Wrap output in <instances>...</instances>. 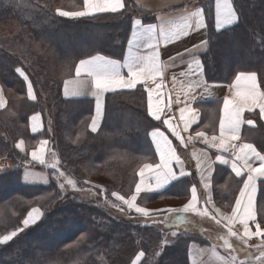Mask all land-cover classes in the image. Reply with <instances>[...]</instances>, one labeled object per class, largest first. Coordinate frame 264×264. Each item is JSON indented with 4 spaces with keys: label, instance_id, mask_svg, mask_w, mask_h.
Returning a JSON list of instances; mask_svg holds the SVG:
<instances>
[{
    "label": "trees",
    "instance_id": "trees-1",
    "mask_svg": "<svg viewBox=\"0 0 264 264\" xmlns=\"http://www.w3.org/2000/svg\"><path fill=\"white\" fill-rule=\"evenodd\" d=\"M235 1L238 24L212 33L203 57L206 76L212 82H229L239 71L262 75L264 70V0ZM82 3L0 0V82L8 94V105L0 111V160L12 162L11 168L0 170V237L18 229L31 208L38 206L48 212L17 240L0 244V264H131L143 250V264H189V243L183 234L163 238L157 249L156 233L142 226L146 225L145 218L136 215L138 222L125 223L110 218L88 205L92 192L86 201L57 206L60 193L53 179L58 169H73L77 175L88 176L82 179L99 186L96 191L104 187L129 197L139 166L153 152L149 132L156 123L146 114L145 95L140 90L110 94L100 130L92 133L86 129L78 139L83 119L89 125V109L63 97L64 81L74 73L80 59L96 53L121 54L129 36L128 20L121 14L71 18L57 13V9L79 10ZM18 68L28 75L36 100L28 97ZM38 112L51 119L52 132L46 129L41 135L51 141L59 163L57 169L45 168L50 176L48 185H27L22 173L30 160L17 142L33 138L28 122ZM102 177L109 182H101ZM134 215L126 213L129 219ZM175 216H164L169 226L164 225L163 231L188 230L180 226L185 219L177 221ZM59 235L63 238L56 240Z\"/></svg>",
    "mask_w": 264,
    "mask_h": 264
},
{
    "label": "crops",
    "instance_id": "crops-1",
    "mask_svg": "<svg viewBox=\"0 0 264 264\" xmlns=\"http://www.w3.org/2000/svg\"><path fill=\"white\" fill-rule=\"evenodd\" d=\"M122 0L125 4V9L121 10L122 17L126 18L129 23V36L133 31L134 20L139 19L143 24L155 23L157 26L161 23V18L169 25H177L182 23V17L186 12H192L196 9H201L203 12L205 27L201 29L192 28L188 35L181 36L178 40H171L165 43L163 40L159 43V56L160 62L164 65L162 72L159 75H155L154 78H141L142 82L138 83L135 89H117L116 91L105 92L100 97L102 106V114L97 118V133L101 128L105 110L106 99L110 94H116L120 92H135L143 91L145 95V110L147 116L156 123L155 127H160L161 131H166L167 126L162 125V121H155L147 112L148 103V88L153 89L152 97L153 104L159 102L160 107L168 115L163 118H169L171 122L180 131L181 136L184 138V143L181 144L179 140L173 137L170 132H166L169 139L172 140L173 145L176 147L177 154L183 161V170L188 174L185 177L180 178L179 182H174L166 186L159 194H152L146 196L143 193L137 196L134 203L148 210L166 209V208H183L191 199V188L195 186L197 188V207L203 209L208 208L209 212L212 211L211 205H206L209 195L212 198L213 204L220 209L221 213L231 215L232 208L235 205V199L239 196V190L243 187V179L245 177H236L235 173L231 171L230 165L220 164L215 161L216 155H224L231 159L230 152L218 151L215 148L204 143L205 138L211 140L213 136H219V121L223 114V99L225 96L231 97L234 94L235 89H230L235 79V76L240 72H255V71H239L229 82H212L206 76L203 57L208 52L210 47V38L212 33H219L228 30L239 22V13L236 7V1L231 0L232 6L236 12L237 20L232 24L225 26L219 30L215 27V13H216V0ZM85 10L84 0L82 7L76 11ZM75 12V11H73ZM105 14H95L94 17ZM73 18V17H71ZM82 18V17H77ZM127 39V41H128ZM138 51L141 53H147L148 49L141 47ZM128 53V43L126 42L124 50L119 55H106L103 53H96L111 59H115L123 63L124 57ZM93 56V55H92ZM90 57V56H89ZM83 58V59H87ZM201 62V70L197 75L201 79L206 87H201L196 90L197 99L189 105V111L184 114V119H187L191 115V109H196L198 112V118L196 123L190 125L186 130L184 129V121L181 119L180 109L185 107L186 98L184 92L187 90V84L196 77L191 76L190 73L195 70V61ZM79 62V61H78ZM192 65V68L189 67ZM21 69V68H18ZM27 80L24 79L18 72V74L26 81L28 97L31 100H36V93L32 85V94L35 99H32L28 92V84L31 83L28 75L22 69ZM124 75H127V70H123ZM183 73L184 75H181ZM257 75V83L262 92H264V70L262 75L255 72ZM176 78V84L173 85V77ZM75 78L74 73L67 77L65 81ZM83 78V77H81ZM65 81L62 87L63 97L76 104H84L89 109V130H91L92 118L96 115V99L92 95L94 90L91 81L84 86V90L80 95H64ZM32 84V83H31ZM159 86V87H157ZM70 92L73 89L72 85H69ZM0 95H2L4 104L0 107V111L4 110L8 105V94L6 89L0 82ZM179 97V102H177ZM171 102V108L166 107ZM245 120L251 119L254 121L252 125L243 124L240 130V141L236 143H252L255 145L258 151L264 153V117H261L259 108H254L252 111L247 109L243 113ZM35 118V119H34ZM29 130L32 134V139L26 142L20 139L17 145L21 144L18 149L29 158V162L25 165L22 173V181L27 185H48L50 183V176L45 169L50 167L53 162H56V154L52 148L51 141L48 138H43L44 130L49 129L52 132L51 119L48 114L35 113L29 117ZM33 125L36 126L37 131L32 132ZM149 140L152 145V155L144 160L139 166L136 174V182H140V171L145 164H154L159 162V155L155 152V145L152 143L150 133ZM93 132V131H92ZM197 132H204L205 137H197ZM191 137V140L189 139ZM45 142V143H42ZM36 151L40 153L43 151L45 164H40L39 161L32 159L31 153ZM206 152V155H205ZM195 153V155H194ZM197 158L201 160H207L208 165H211V170L206 171L207 165L202 166L201 170H197ZM31 163H35L40 167H34ZM254 164L259 165V161L254 159ZM44 167V168H41ZM174 169L179 175V166L174 165ZM29 174L28 180H24L25 172ZM203 173L204 177L208 180H204L201 177ZM150 174L146 173L145 180H149ZM205 182L209 183V188H205ZM135 194V186L133 193L127 197L130 199ZM256 207H257V220L256 223L261 225V229L264 230V177L257 178V191H256ZM135 210V209H134ZM140 215V214H139ZM166 215H176L183 217L186 221L188 230L193 231L197 238L189 243L188 247V259L189 264H225L226 261H231L232 257H235V264H240L241 261L244 264H262L261 261H257L256 257L260 255V252L264 250V243H258L250 245L248 239L251 237L241 236L244 232V226L240 222L239 217L233 219L231 227L234 232L238 233L237 236H231L228 234V229L225 227L226 220L217 223L212 220L210 216H200L195 212H179V213H162L160 215L142 216L148 220H158L160 225L169 226L168 223L163 221ZM182 219V220H183ZM217 219H220L218 216ZM184 221V220H183ZM164 227V226H163ZM248 227L252 232L256 231V224L249 221ZM220 237L227 238L232 244V248L229 249L224 246V240ZM246 241V243L244 242Z\"/></svg>",
    "mask_w": 264,
    "mask_h": 264
},
{
    "label": "snow or ice",
    "instance_id": "snow-or-ice-1",
    "mask_svg": "<svg viewBox=\"0 0 264 264\" xmlns=\"http://www.w3.org/2000/svg\"><path fill=\"white\" fill-rule=\"evenodd\" d=\"M85 10L67 12L57 9V13L65 17H86L95 14L113 13L120 14L122 9H125V4L122 0H84ZM237 20L236 12L232 6L231 0H216V13H215V27L217 30L232 25ZM182 23L169 26L163 18L159 26L155 23L143 24L141 20H134L133 31L131 38L128 39V53L124 57L123 63L118 60L111 59L102 55H93L87 59H80L75 66V78L65 81L64 95L67 97L71 95H80L84 86L91 81L94 87L92 95L96 99V115L92 118L91 130L95 132L97 130V118L102 114V106L100 97L105 92L116 91L117 89H135L138 83H141V78H154L155 75H159L162 72L164 65L160 62L159 56V43L163 40L168 43L171 40H178L181 36L188 35L192 28L201 29L205 27L203 12L201 9H196L192 12H186L182 17ZM141 47L148 49L147 53H141L138 51ZM192 68V65H189ZM201 62L195 61V70L190 75L196 77L187 84V90L184 92L186 98L185 107L180 109L181 119L184 121V129L186 130L190 125L196 123L198 118V112L196 109H191V115L184 119V114L189 111V105L196 101V90L201 87H206L203 84L199 76L198 71L201 70ZM127 70V75H124L123 70ZM17 72L27 80L24 72L21 69H17ZM181 75H184L181 73ZM83 77V78H81ZM176 84V78L173 77V85ZM69 85L73 86L70 92ZM159 87V86H157ZM230 89H235L234 94L229 97L225 96L223 99V114L219 121V136H213L211 140L205 138L204 143L209 144L210 147L217 149L218 151L230 152L231 159L224 155H216L215 161H218L223 165H230L231 171L235 173L236 177H245L243 179V187L239 190V196L235 199V205L232 208L231 215L221 213L220 209L212 202V198L209 195L206 205H211L212 211L209 212L208 208L199 209L197 207V188L193 186L191 188V199L183 205V208H166L148 210L143 207L137 206V196L143 193L146 196L152 194H159L171 183L179 182L180 178L188 175L183 170V161L177 154L176 147L173 145L172 140L169 139L166 132L184 143V138L181 136L180 131L171 122L169 118H163L168 115L164 112L157 102L153 104L152 92L153 89L148 88V103L147 112L155 121H162V125H166V131H161L160 127H154L150 133L152 143L155 145V152L159 155V162L154 164H145L141 169L139 175L141 177L140 182L135 185V194L130 199H125L124 196H118L117 193H112L120 201L127 205L128 209H135L136 213L148 217L153 215H160L162 213H179V212H195L200 216H210L212 220L217 223L226 220L225 227L228 229V234L231 236H237L238 233L234 232L231 223L234 218L239 217L240 222L244 226V232L241 236H264V230L261 229V225L256 223L257 220V207H256V191H257V178L264 177V153L257 150L252 143H236L240 141V130L243 124L252 125L253 120H245L243 117L244 111H252L254 108H259L261 117H264V92H262L257 83V75L255 72H240L235 76V79ZM28 92L32 94V84H28ZM35 99L34 96H31ZM179 102V97H177ZM4 100L0 95V107H3ZM171 108V102L166 106ZM35 119V118H34ZM35 125L32 127V132H36ZM197 137H205L204 132H197ZM191 140V137H189ZM23 142L21 141L17 147H20ZM45 143V142H42ZM195 155V153H194ZM206 155V152H205ZM32 159L39 161L40 164H45L43 151L37 153L33 151L31 153ZM254 159L259 161V165L254 164ZM58 161L53 162L50 167L57 169ZM174 165L179 166V175L174 169ZM207 165L206 171L211 170V165H208L207 160H201L197 158V170H201L202 166ZM146 173L150 174L149 180H145ZM64 173H60L63 176ZM201 177L204 180H208L207 177ZM29 174L27 171L24 175V180H28ZM68 184L75 188V181L69 179ZM61 189L64 188L63 184H60ZM204 187L209 188V183L205 182ZM124 209L121 208V211ZM43 213L39 208L33 207L23 220V225L29 227L35 225L42 219ZM220 219H217V217ZM167 219V217H166ZM183 217L177 216L176 220L180 221ZM251 221L256 224V231L252 232L248 227V222ZM17 232L13 231L8 235L0 237V244H5L17 236ZM173 236L177 233L173 232ZM224 240V246L231 249L232 244L227 238L220 237ZM246 243V241H244ZM144 255L143 252L139 253L136 257V261L140 260V257ZM235 257L231 258V261H226L225 264H235ZM257 261H261L264 264V250L260 252V255L256 257ZM134 264L136 262L134 261ZM240 264H244L243 261Z\"/></svg>",
    "mask_w": 264,
    "mask_h": 264
},
{
    "label": "rangeland",
    "instance_id": "rangeland-1",
    "mask_svg": "<svg viewBox=\"0 0 264 264\" xmlns=\"http://www.w3.org/2000/svg\"><path fill=\"white\" fill-rule=\"evenodd\" d=\"M72 43L75 44L77 42L75 40H73ZM70 67H71V65L69 64L67 72L69 71ZM30 69H32L31 64H30ZM62 79H63V77H61V80ZM33 89H34V87H33ZM81 127H82V130H81V133H80L78 139H80L84 135V133H85L84 131H86V129L89 132H92V131L89 130L88 126H86L85 119H83V124L81 125ZM92 133H94V132H92ZM11 167H12V162L10 160H8L7 158H3L2 160H0V170L8 169V168H11ZM61 172L64 173L63 176H60ZM85 177H88V176H82V174L81 175H77L75 170H73V169L60 168V169L57 170V172L54 175L55 179H53V180H55V183H56V185L58 187V190H59L58 192L60 193V196H58L59 197V201H58L59 203L57 204V206H61V205L65 204V203H68V202H71V201H76V202L86 201L87 194L92 192V197H89V199L91 201L88 203V205H92V206L96 207L99 211L105 213L110 218L114 217L115 219L123 221L124 223L125 222H129V221H132V222H138L139 221V216L140 215L138 213H136V211L134 209H131V210L128 209L127 205H125L122 201H120L116 196H113L112 193L108 192V190L106 188H104V187H101L99 189V191H96V188L99 187V186H97L96 184H94V183H92V182H90L88 180H83V179H86ZM94 177H97V176H94ZM69 179L75 181V185H76L75 188H73L71 185L68 184V180ZM101 182H109V179L105 178V177H102L101 178ZM60 184L64 185L63 189H61L59 187ZM104 189H106V190L104 191ZM115 193H117V192H115ZM117 194H118V196H123L122 194H119V193H117ZM101 196L106 197L105 200L101 199ZM124 198L127 199V197H124ZM36 208L40 209V207H38V206H36ZM121 208H123L124 210L121 211ZM40 210L43 213V216H42V219H43L44 216H46L48 214V212H44L42 209H40ZM126 213H130V214H133V215L135 214L133 216L134 219L127 218L126 217ZM136 215H139V216H136ZM26 216H27V214H26ZM26 216L24 217V219L26 218ZM140 217H142V216H140ZM23 220L21 222L20 227L18 229L13 230V231H16L18 233L17 236H15L12 240L8 241L7 243H10V242H12L14 240H17L19 238V236L24 231H28V230L32 229L34 226H36L41 221L40 220L35 225L29 226V227H25L23 225ZM143 223L146 224V225H142L143 227L151 228L152 230H154L153 232L156 233L155 237H156V240L158 242L156 244L157 245L156 248L157 247L159 248V246H161L160 241L163 238H164V240L166 238L168 240H170L173 237H177L178 234H183V236L185 237L184 239L187 241V244L191 243L192 241H194L196 239L195 233H193V231H190V230H182L180 233H177V231H176L175 233H177V235L173 236L172 233H168L166 231H163L162 227L164 225H160L161 222H159L158 220H155V219H152V220L146 219V222H143ZM164 224H165V221H164ZM184 225L186 226V223L185 224L183 223L180 226L183 227ZM180 226H178V227H180ZM76 228H78V226L74 227V229H72V230H75ZM72 230H67V231L70 232ZM155 230L157 232H155ZM13 231H11V232H13ZM11 232H8L6 235L10 234ZM62 238L63 237L61 235H59L56 240H61ZM7 243H5V244H7ZM50 244L54 245L53 240L50 242ZM141 252L144 253V250L143 251H139L134 256V258L131 261L132 262L131 264H134V261L136 262V264H143V262L145 260V253H144V255L142 257H140L139 261H136V257Z\"/></svg>",
    "mask_w": 264,
    "mask_h": 264
},
{
    "label": "built area",
    "instance_id": "built-area-1",
    "mask_svg": "<svg viewBox=\"0 0 264 264\" xmlns=\"http://www.w3.org/2000/svg\"><path fill=\"white\" fill-rule=\"evenodd\" d=\"M6 163V162H5ZM249 244L264 243V236H251L248 239Z\"/></svg>",
    "mask_w": 264,
    "mask_h": 264
}]
</instances>
